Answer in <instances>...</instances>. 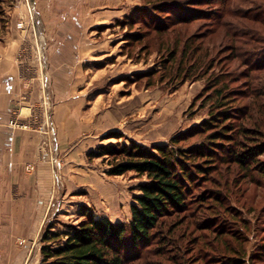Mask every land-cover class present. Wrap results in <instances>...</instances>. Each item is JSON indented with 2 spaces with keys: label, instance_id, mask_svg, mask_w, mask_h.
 I'll return each instance as SVG.
<instances>
[{
  "label": "rangeland",
  "instance_id": "rangeland-1",
  "mask_svg": "<svg viewBox=\"0 0 264 264\" xmlns=\"http://www.w3.org/2000/svg\"><path fill=\"white\" fill-rule=\"evenodd\" d=\"M50 5L0 0V45L8 32L22 39V86L8 124L35 139L28 165L53 167L42 191L28 165L9 182L0 164V217L31 219L0 223L16 234L0 239V264H44V233L78 223L86 210L131 220L147 177L109 174L115 157L102 146L176 137L188 147L208 139L216 128L200 126L215 116L227 117L234 139L194 172L186 210L162 216L155 239L131 249L141 255L131 264H264V0ZM237 150L254 160L228 156Z\"/></svg>",
  "mask_w": 264,
  "mask_h": 264
},
{
  "label": "trees",
  "instance_id": "trees-1",
  "mask_svg": "<svg viewBox=\"0 0 264 264\" xmlns=\"http://www.w3.org/2000/svg\"><path fill=\"white\" fill-rule=\"evenodd\" d=\"M223 112V111H221ZM235 114L229 115L233 117ZM227 117L215 116L200 130L216 128L198 144L179 145L174 137L171 143L151 147L132 143L101 147L102 154H112L115 162L108 169L112 175L135 170L147 179L140 183V194L131 205V220L114 222L108 216L95 215L86 210L85 218L78 223L65 224L64 228L43 235L42 261L44 264H131L141 258L131 249L146 247L155 239L154 231L160 218L173 211H185L189 202V188L193 174L204 172L215 159L225 140H232ZM209 136L211 138H209ZM222 152V151H220ZM255 153L247 150L228 154L237 162L254 160ZM201 162H197V160ZM259 168V167H258ZM264 172V167L259 168ZM204 176V175H203Z\"/></svg>",
  "mask_w": 264,
  "mask_h": 264
},
{
  "label": "crops",
  "instance_id": "crops-1",
  "mask_svg": "<svg viewBox=\"0 0 264 264\" xmlns=\"http://www.w3.org/2000/svg\"><path fill=\"white\" fill-rule=\"evenodd\" d=\"M40 1L44 4L45 8L49 7V2L51 4L50 7L55 2V0ZM36 2L38 3V0H36ZM45 13L46 12H44V14ZM22 15L25 16V13L23 12ZM60 28L64 30L67 26ZM69 28L71 31V26H69ZM8 33L10 38L6 40L7 46L0 45V164L3 163L6 168L5 174L8 177V181L11 179L9 182H12V178L17 176V170L22 166H27L29 164L28 160L34 155L35 139L31 137L30 132L15 129L8 124L12 115V109L17 104L18 93L22 86L21 67L17 59V52L20 49L22 39L19 33L18 35L13 31L11 34L10 32ZM43 158L47 159V155H44ZM52 166H54V164ZM33 174L36 184L42 191L44 188L49 189L53 167L51 169L48 164L42 162L36 166ZM55 174L56 172L54 171V175ZM42 206H44L42 199H37L34 203L35 210L39 212ZM0 220V223L20 224L30 221L31 219L10 215L4 218L0 217ZM14 234V232L9 230L0 231V239H2L1 241L3 243L4 240H13Z\"/></svg>",
  "mask_w": 264,
  "mask_h": 264
},
{
  "label": "built area",
  "instance_id": "built-area-1",
  "mask_svg": "<svg viewBox=\"0 0 264 264\" xmlns=\"http://www.w3.org/2000/svg\"><path fill=\"white\" fill-rule=\"evenodd\" d=\"M13 123H14V121L11 120V124H13ZM15 123H16V122H15ZM57 163H58V162H57ZM27 168H28L29 170H35V166H32V165H28Z\"/></svg>",
  "mask_w": 264,
  "mask_h": 264
}]
</instances>
